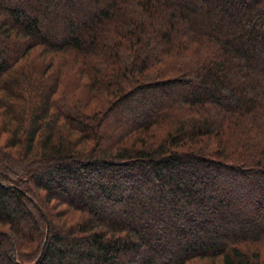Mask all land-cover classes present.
<instances>
[{"label": "trees", "instance_id": "1", "mask_svg": "<svg viewBox=\"0 0 264 264\" xmlns=\"http://www.w3.org/2000/svg\"><path fill=\"white\" fill-rule=\"evenodd\" d=\"M0 264H264V0H0Z\"/></svg>", "mask_w": 264, "mask_h": 264}, {"label": "water", "instance_id": "2", "mask_svg": "<svg viewBox=\"0 0 264 264\" xmlns=\"http://www.w3.org/2000/svg\"><path fill=\"white\" fill-rule=\"evenodd\" d=\"M45 242H46V241H44V244H43V246H42V250H41V253H40V255H41V254H42V252H43V249H44V246H45ZM40 255H39V257H38L37 261L39 260V258H40Z\"/></svg>", "mask_w": 264, "mask_h": 264}, {"label": "rangeland", "instance_id": "3", "mask_svg": "<svg viewBox=\"0 0 264 264\" xmlns=\"http://www.w3.org/2000/svg\"><path fill=\"white\" fill-rule=\"evenodd\" d=\"M42 195H44V192H41Z\"/></svg>", "mask_w": 264, "mask_h": 264}]
</instances>
